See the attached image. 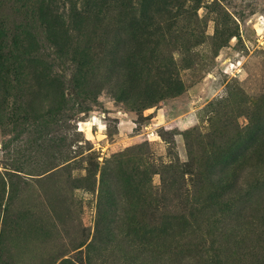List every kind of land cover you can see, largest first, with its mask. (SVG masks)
I'll return each instance as SVG.
<instances>
[{"label":"rangeland","instance_id":"obj_1","mask_svg":"<svg viewBox=\"0 0 264 264\" xmlns=\"http://www.w3.org/2000/svg\"><path fill=\"white\" fill-rule=\"evenodd\" d=\"M0 264H264V0H0Z\"/></svg>","mask_w":264,"mask_h":264}]
</instances>
